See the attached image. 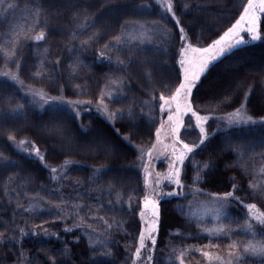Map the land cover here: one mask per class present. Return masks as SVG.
<instances>
[{"label":"trees","instance_id":"obj_1","mask_svg":"<svg viewBox=\"0 0 264 264\" xmlns=\"http://www.w3.org/2000/svg\"><path fill=\"white\" fill-rule=\"evenodd\" d=\"M9 2L19 7L0 9V68L15 71L25 87L40 89L49 97L92 100V104L83 103L79 116L67 106L50 104L38 109L22 87L0 78V264H49L51 255L57 256L58 264H90V244L96 245L98 252L104 251L100 242L107 243L112 252L109 257H97L100 264H132L131 253L142 227L137 203L143 195V170L137 167V148L147 152L156 143L155 128L159 123L154 125L153 119H158L159 113L151 97L158 98L161 92L168 95L166 89L172 87L179 70L180 44L174 22L170 18L161 20V10L154 0ZM175 2L180 5L177 15L188 34L187 42L200 47L211 42L209 37L218 38L217 33L230 27L238 19L237 9L242 11L240 6L247 0ZM37 6L43 9L39 26L32 15ZM85 17L95 24L82 30ZM131 22H160L171 34L164 44H139L131 53L128 45L122 51L105 49V44L115 43L114 36L122 34L121 25ZM41 30L45 39L37 41L35 36ZM93 33L101 36L95 43L89 40ZM86 41L84 46L82 42ZM101 51L104 58H100ZM118 56L124 60L123 65L117 63ZM13 61L19 63V70ZM108 76L124 80L123 94L107 102L113 110H134L133 117L125 116L116 122L117 127L125 126L121 128L123 135L129 134V125L133 127L131 143L113 136L111 123L93 107ZM193 95V107L200 114L228 113L245 103L249 115L264 116V39L241 45L216 61L201 77ZM18 105L24 106L22 111L17 110ZM54 126L61 127L63 133L52 131ZM215 129L214 122L208 124L209 140L197 150L194 159L186 161V189L195 186L207 194H223L231 191L235 183L240 189L236 194L244 202L260 206L264 195L250 198L249 185H256L257 193L264 186V125ZM7 133L15 134L17 141L29 139L36 143L45 156L44 162L16 148ZM183 135L186 142L199 141L196 131ZM238 145L243 147L242 153L234 150ZM69 161L75 163L65 167ZM207 162L212 164L210 169L203 168ZM164 164L162 159L152 161L154 171L164 169ZM197 164L206 182L193 184ZM52 167L58 169L56 179L50 173ZM97 168L101 171L94 175L93 169ZM171 188L164 184L163 191ZM186 198L188 195L164 196L161 201V227L152 264H179L176 256L180 251L191 264H203L198 249L225 255L231 240L243 242L241 232L228 238L202 231L198 227L202 221L186 211ZM57 205L66 210L60 213L65 219L57 218ZM242 212L240 205L231 203V220L242 223ZM100 216L113 223L108 235H104L103 222L93 219ZM79 218H84L82 227L65 231L79 223ZM36 225H43L59 238L33 235ZM19 229L28 234L21 237ZM65 248L67 254L61 255Z\"/></svg>","mask_w":264,"mask_h":264},{"label":"snow or ice","instance_id":"obj_2","mask_svg":"<svg viewBox=\"0 0 264 264\" xmlns=\"http://www.w3.org/2000/svg\"><path fill=\"white\" fill-rule=\"evenodd\" d=\"M156 5L161 9V20L167 21L169 18L174 22L176 28L175 35L180 44L179 51L177 55L180 57L178 64L179 70L176 73L175 79L172 80V87L167 88L166 91L168 95L161 92L158 98L153 95L151 97V102L154 106L158 107L159 118L153 119V124L159 123V127L155 128V144H152L150 149L145 152L143 149L137 148L139 152L140 167L143 170V187L140 191L143 193L142 197L138 199L137 207H139V219L142 227L139 228L138 244L135 246L134 253H131L132 264H152L153 252L157 246V238L161 227V201L164 196H179L185 188L184 179L189 178V173L186 170V161H191L198 149H202V146L206 144L209 140V134L206 129V125L210 119L213 117L201 115L197 108L193 107L195 102V97L193 95V90L197 88L201 77L206 75L210 70L211 66L227 53L231 52L233 49L238 48L241 45L249 44L254 41H260L264 39V0H247L246 5H241L242 11L237 9L238 19L227 27L222 34L217 33L216 37H209L210 43L207 46L193 47L191 43H187L189 37L186 32L185 27H181V19L178 17L177 12L180 9V5L175 0H156ZM6 6V7H5ZM19 7L18 4L9 2V0H0V9L4 11L14 10ZM137 7H140L139 5ZM187 7V5H184ZM182 14V13H181ZM33 20L36 21L37 26L39 22L43 19V9L42 6H37L35 12L32 14ZM95 21L88 22L86 17L84 18V24L81 26L82 30L86 27L94 26ZM127 25H121L122 34L120 36H114V44H105V49L116 48L117 51H122L124 45H128V50L131 53L133 47H138L140 43H144L146 39V34L141 33L138 37H129L123 34V29ZM153 30H155L158 25L154 22L151 25ZM35 31V29H33ZM171 34V33H170ZM75 35V33H73ZM247 37V39H246ZM101 38L99 33H93L89 40L93 43L97 42ZM37 41L45 39V32L43 30L35 36ZM148 42H151L150 37H147ZM133 40L136 43H133ZM18 42V41H17ZM84 46H87L88 42H82ZM14 55V53H13ZM100 58L105 57L103 51L100 52ZM134 55V53H133ZM111 61V56L107 57ZM119 65L124 64V60L119 56L116 58ZM131 60V56L127 57ZM176 61L174 60V63ZM16 65L17 70H19V63L13 61ZM58 63V62H57ZM4 76L11 75L13 80H18L17 75L10 74L8 72L3 73ZM113 84H122V81L113 80ZM21 87H25L22 81H20ZM32 96L39 97L43 107L45 104L49 103V97L46 93L42 91H37L32 88L27 89ZM251 89L249 90V92ZM123 94V89L121 88L115 94L111 91L104 93L102 92L99 99L96 101L97 111L100 112L105 119H107L112 126V134L115 137H119L122 141L132 142L133 127L129 125L128 135H123L121 127L116 126L118 120H123L125 116L131 118L134 115V110L128 108L126 111L122 109L113 110L110 108L109 104L105 102L106 97L111 99L115 95L119 97ZM247 99V94L245 95ZM53 103L57 102V98H51ZM35 102V100L33 101ZM59 103L66 104L68 107L78 110L82 106L80 101H67L60 99ZM91 106L92 100L83 102ZM131 103H134L132 101ZM23 105H18L19 111L23 110ZM79 116V111L76 112ZM166 117V120L164 119ZM226 119L229 125L232 124H261L264 125V118L261 120H255L251 115L247 114V110L242 105L237 108L234 113H228ZM167 133V139L170 141L169 144L164 145L160 150L161 154L154 155L156 151L157 144H161V133L165 131ZM52 131L57 133H63V129L59 126H54ZM189 131L198 132L199 141L198 143L186 142L184 138V133ZM7 139L12 142L16 148L22 150L28 156H34L37 160L44 162L45 156L41 154L40 147L37 146L32 140L21 139L17 141L16 135L12 133H7ZM237 153H242L244 151L242 146H236L234 149ZM2 155V154H0ZM264 156V153H261ZM147 157V159H145ZM4 159H7L6 157ZM164 159L167 162V172L157 173L154 171L152 166L153 160ZM11 163V162H10ZM75 163L73 161L66 162L65 167L68 164ZM47 167V165H45ZM212 167L211 162L204 163V169H210ZM101 169H93L94 175L99 174ZM58 169L55 167L50 168V173L52 178L56 179V173ZM167 182L169 186H175V188L180 191H169L164 192V182ZM206 182L201 174L200 165L197 164L195 167V175L192 177L193 184H199ZM249 196L252 199H259L264 195V186H261L260 192H255L256 185L250 184ZM240 191L235 183L232 185L231 191H226L223 194L220 193H208L210 202L213 204V219L217 222L213 227L208 228L203 225H198L201 227L202 231L207 232L210 236L215 235L217 237L224 236L231 238L234 235H238L240 232H250L253 236L252 240L246 242H240L238 240H231L227 245L228 247V259L224 260L219 255H213L208 251H201V255L206 257L208 261L213 260L219 261L220 264H264V202L260 206L257 203H245L244 198L237 195L236 193ZM198 194L204 195L203 191L200 190ZM131 197H129L128 207L132 208ZM235 202L240 205L244 210V217L241 219L243 223L241 224L238 220H230L228 224L221 222V216L224 211H226L231 203ZM109 203H112L109 201ZM57 218L65 219L66 217L60 216V213L66 210L59 205L56 206ZM93 219H98L102 221L105 226L104 235H108L109 231L113 228V223L105 219L103 216L94 217ZM116 226L119 227V222H115ZM84 224V218H79V223L75 224L73 228H65V231L72 232L75 228L82 227ZM90 228V226H89ZM88 231V229H85ZM20 236L23 237L28 233H25L24 229H19ZM43 233L45 236H57L56 233H50L47 228L43 225H36L32 231L33 235H40ZM3 234L0 233V236ZM259 235L261 239L256 240L255 237ZM78 242V240H77ZM101 246L105 249L104 251H97L96 245L90 244V251L93 253V258L90 264H100L97 257H109L112 252L107 247V243L100 242ZM212 247H219V245H212ZM176 252V250H173ZM61 255L67 254V249L61 251ZM24 254L21 253V256ZM185 253L180 251L176 256L179 264H185L184 260ZM254 258L248 261L246 258ZM49 264H58L57 256H49ZM23 264H31V261H25ZM127 264V262H126Z\"/></svg>","mask_w":264,"mask_h":264},{"label":"rangeland","instance_id":"obj_3","mask_svg":"<svg viewBox=\"0 0 264 264\" xmlns=\"http://www.w3.org/2000/svg\"><path fill=\"white\" fill-rule=\"evenodd\" d=\"M154 3L156 4V0H154ZM153 23L154 22H131V23L127 24L129 26L127 27L126 32H125L124 35L125 36H129V37H138V36H140L141 33H144V34H146V39H145V42L144 43H140L141 45L151 44V43H155V42L164 44L166 42L167 38L170 35L169 29L165 25H163L162 23L155 22L158 25V27H156L155 30H153V28L151 27V25H153ZM147 37H150L151 42H148ZM246 39H247V37H246ZM133 42H136V41L133 40ZM187 43L188 42H186V44ZM193 47H195V46H193ZM178 61H179V59H178ZM4 72H8L10 74L16 75L15 71L0 68V78L8 79V80H10V81L18 84L21 87V84H20V80L19 79L18 80H13L11 78V75L4 76L3 75ZM113 80L122 81L123 83L122 84H113L112 83ZM124 85H125V83H124L123 78L117 77V76H108L107 77V80H106V83L104 85L103 92L104 93H107V92L111 91V92H113L115 94L121 88L123 89L124 88ZM22 88H23V90L25 92V95L29 98L31 104L34 107L38 108V109H43L45 106L50 105V104L60 105V106H67L66 104L59 103V100L60 99L67 100V101H73V100H68V99H64V98H57V102L56 103H53L51 101V98H55V97H49L48 96L50 98L49 99V103L48 104H45L43 107H41L40 106L41 101H40L39 97H35L34 98L32 96V94L29 93L28 90H27L29 87H22ZM30 88L35 89L37 91H41L40 89H37V88H34V87H30ZM34 100H35V102H33ZM107 100H108V98L106 97V99H105V102L106 103H108ZM82 105H83V102H82ZM242 105L245 108V103H242L238 108H240ZM93 107L95 108V110H97L96 104ZM68 108L71 109L74 113H76L77 111H80V108L78 110H74L71 107H68ZM235 111H236V109L233 110V111H231V112H228V113H234ZM228 113H220L219 114V113H214V112H207V113L201 114V115H206V116L213 117L212 119H210L208 121V123L206 125V129L208 127V124L211 123V122H214L216 124L215 131L218 130V129H224V128H229V127H233V126H248V125H251L252 126V125H257V124H239V125L232 124V125H229L228 122H227V120L226 119H223L224 117H226V115ZM262 118H264V116H261V117H253V119H255V120H261ZM164 119L166 120V117ZM210 133H208L209 136H210ZM161 142H162L161 144H158L157 145L156 151L154 152V155L161 154L160 153V150L162 149V147L164 145H167V144L170 143V141L167 139L166 130L165 131H162V133H161ZM146 158L147 157H145V159ZM163 160L164 159H162V161ZM164 162H165V164L163 165L164 166V169L159 168V171L157 169L155 172H157V173H166L167 172V162H166V160H164ZM137 167L140 168V169H142L140 167V160L139 159H138ZM164 184L167 185V182L165 181ZM171 187H172L171 189L164 190V192L180 191L179 189L175 188V186H171ZM200 190H202V189L197 188L195 186L192 187V188H189V189H186V187H185L183 189V191L181 192V195H179V196L180 197H186L188 195L189 198H186V201H185V204H186L185 205L186 206L185 208H186V211L188 212V214L190 216L195 217L196 219H199L200 221H202V225L204 227L211 228V227L214 226V224L217 223L213 219V204L210 202V199H209V196L207 195V193H205L203 190L202 191H203L204 195L198 194ZM165 197H169V196L165 195ZM242 211H243L242 212V217H244V210L242 209ZM229 213H230V207L226 211H224L223 215L221 216V222L222 223L228 224V222L231 220V217H230V214ZM242 223H243V220H242ZM205 233H207V232H205ZM241 234H242L241 235V238L243 239V242H246L248 240H252L253 239V236H252V234L250 232H241ZM255 239L256 240H259V239H261V237L259 235H257L255 237ZM207 251L210 252V253H212L214 256L215 255H219L224 260H227L228 259V255L227 254L222 255V254H218L217 252H213V251H209V250H207ZM198 253H201V251H198ZM203 259H204V263L203 264H210V262L208 261V259L206 257L203 256ZM178 263H179V261H178ZM145 264H147V262H145ZM185 264H191V262H189L188 260H185ZM211 264H220V262L219 261H216V260H213L211 262Z\"/></svg>","mask_w":264,"mask_h":264}]
</instances>
